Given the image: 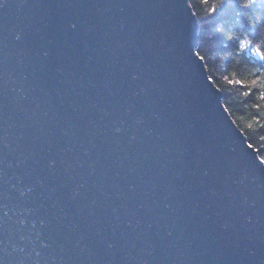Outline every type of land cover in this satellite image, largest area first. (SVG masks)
<instances>
[{
    "label": "water",
    "instance_id": "1",
    "mask_svg": "<svg viewBox=\"0 0 264 264\" xmlns=\"http://www.w3.org/2000/svg\"><path fill=\"white\" fill-rule=\"evenodd\" d=\"M196 34L188 0H0V264H264Z\"/></svg>",
    "mask_w": 264,
    "mask_h": 264
},
{
    "label": "trees",
    "instance_id": "2",
    "mask_svg": "<svg viewBox=\"0 0 264 264\" xmlns=\"http://www.w3.org/2000/svg\"><path fill=\"white\" fill-rule=\"evenodd\" d=\"M245 2L188 0L197 23L195 52L220 91L226 112L264 165V64L239 47L244 40L264 50V9L244 8ZM229 34L233 40L226 38ZM241 80L246 84L257 80V84L231 83Z\"/></svg>",
    "mask_w": 264,
    "mask_h": 264
},
{
    "label": "snow or ice",
    "instance_id": "3",
    "mask_svg": "<svg viewBox=\"0 0 264 264\" xmlns=\"http://www.w3.org/2000/svg\"><path fill=\"white\" fill-rule=\"evenodd\" d=\"M201 2L206 3L207 0H201ZM258 8V9H264V0H246L244 4V8ZM212 11H216V9H212ZM240 49L244 51L251 52V56L256 58L261 64H264V50H261V48L252 46L248 41H242L240 43ZM234 85H239L241 87H249V86H255L257 84V80H251L247 82V84L241 80V81H231ZM245 95H248V93H245ZM249 147H252L249 145Z\"/></svg>",
    "mask_w": 264,
    "mask_h": 264
},
{
    "label": "clouds",
    "instance_id": "4",
    "mask_svg": "<svg viewBox=\"0 0 264 264\" xmlns=\"http://www.w3.org/2000/svg\"><path fill=\"white\" fill-rule=\"evenodd\" d=\"M245 4V3H244ZM244 6V5H243ZM219 30V29H218ZM226 38L228 39V40H233L234 39V36L233 35H231V34H229V35H227L226 36ZM239 47H240V43H239ZM258 71H261L260 69H258ZM262 74H264V73H262Z\"/></svg>",
    "mask_w": 264,
    "mask_h": 264
},
{
    "label": "rangeland",
    "instance_id": "5",
    "mask_svg": "<svg viewBox=\"0 0 264 264\" xmlns=\"http://www.w3.org/2000/svg\"><path fill=\"white\" fill-rule=\"evenodd\" d=\"M196 53V52H195ZM254 60H256V59H254ZM258 61V60H257ZM225 109V108H224ZM234 123V122H233ZM241 132V131H240ZM248 144V143H247ZM249 145V144H248Z\"/></svg>",
    "mask_w": 264,
    "mask_h": 264
}]
</instances>
